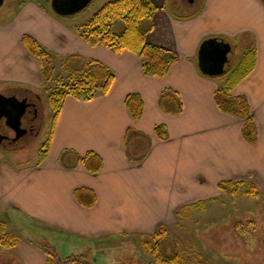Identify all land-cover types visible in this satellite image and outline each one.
Instances as JSON below:
<instances>
[{
  "label": "crops",
  "instance_id": "crops-1",
  "mask_svg": "<svg viewBox=\"0 0 264 264\" xmlns=\"http://www.w3.org/2000/svg\"><path fill=\"white\" fill-rule=\"evenodd\" d=\"M15 1L0 13L10 14L0 21V92L18 96L45 89L40 62L22 43L24 34L60 56L75 53L102 62L114 81L107 93L90 100L66 95L43 161L18 157L28 151L23 146L0 148V222L16 237L11 248L0 250V259L47 264L40 239L63 252H81L102 237L168 229L183 218L180 212L188 217L202 209L200 202L219 197L222 180L253 185L264 196V0H204L182 15L157 4L147 41L178 56L163 77L146 74L141 57L129 49L116 53L88 43L75 30L81 25L40 1ZM211 37L223 38L237 52V65L223 81L199 66L200 46ZM249 48L255 65L230 94L248 100L257 127L253 144L242 135L245 120L223 111L215 99ZM165 90L179 96L181 112L162 109ZM130 93L143 99L139 118L126 106ZM160 124L165 138L155 130ZM4 150L10 161H3ZM88 151L102 159L96 173L79 159Z\"/></svg>",
  "mask_w": 264,
  "mask_h": 264
},
{
  "label": "trees",
  "instance_id": "trees-1",
  "mask_svg": "<svg viewBox=\"0 0 264 264\" xmlns=\"http://www.w3.org/2000/svg\"><path fill=\"white\" fill-rule=\"evenodd\" d=\"M157 9L158 6L153 0H109L85 24L77 26L75 30L90 44L104 45L116 53H120L123 49L137 53L141 57L143 71L146 74L163 77L168 73L178 56L170 49L147 41L148 33L155 26L154 14ZM247 36L246 33L242 34V42ZM22 43L28 52L40 62L45 89L55 83L49 93L52 108L50 131L47 139L41 144L38 154V162H41L47 155L56 120L66 95L70 94L77 99L90 100L99 93H107L114 81V72L102 62L93 58H86L80 54L60 56L30 34L22 36ZM255 56L254 49L249 48L242 57L240 65L229 74L226 82L220 84L215 92L216 102L223 111L245 120L242 135L247 142L252 144L257 140V127L251 117L250 105L244 95L232 96L230 88L252 70L255 65ZM56 62L64 67L67 75H69L67 78L61 74L53 76L56 72ZM28 93L34 94L30 90ZM35 95L40 97V94L35 93ZM125 103L134 118L141 116L143 99L138 93L128 94ZM159 104L164 111L169 113L182 111L181 99L171 90H165L160 94ZM38 130L41 131V126ZM155 130L160 137L165 138L167 136L165 125H157ZM79 159L89 172L96 173L102 167V159L94 151H88ZM236 184H243V182L222 180L218 186L224 192L235 194L236 187L234 185ZM246 192L250 195H260V192L253 185H249ZM93 201L94 199L89 203L92 204ZM204 204L205 202H200L202 208ZM184 215H186L185 212H180V216ZM167 235L168 229L165 225H161L156 232L148 234L149 238L142 240L144 251L153 254L156 261L161 264H207L204 259L194 260L189 256L182 255L181 252H173L163 256L161 248L167 239ZM15 238L13 234H6L4 223L0 222V246L5 249L11 248ZM37 244L45 249L48 256L47 263L52 256L55 264H76L78 261L79 263L85 261L83 260L84 257L87 258L83 252H63L44 239L38 240ZM2 263L0 261V264ZM85 264L96 263L87 260Z\"/></svg>",
  "mask_w": 264,
  "mask_h": 264
},
{
  "label": "rangeland",
  "instance_id": "rangeland-1",
  "mask_svg": "<svg viewBox=\"0 0 264 264\" xmlns=\"http://www.w3.org/2000/svg\"><path fill=\"white\" fill-rule=\"evenodd\" d=\"M37 1L52 9L51 0ZM107 1L109 0H92L83 10L63 17L72 20L77 25H83ZM153 1L160 6L161 10L173 9L179 15L191 13L194 8L201 7L204 2V0ZM12 3L17 4V1L5 0L4 4L0 6V13L5 12L8 5ZM9 16L10 14L0 15V21ZM236 53L234 49L229 52L225 72L213 75L214 77L223 81L226 72L236 67L237 63L234 62ZM243 53V49L238 50V56L241 57ZM55 66L54 77L57 74L66 78L69 76L60 63L56 62ZM54 86L55 83H52L48 89L41 90L40 110L43 117L39 119L40 124L38 123L41 126V131L38 135L34 134L30 137L24 146L21 145L28 151L18 153V157L37 159L40 146L47 139L50 131L52 108L49 93ZM13 134L12 131H9V135L13 136ZM131 136L132 133L130 138ZM0 148L3 149L2 146ZM2 153L3 161H10L11 153L5 150ZM130 155H132L131 152ZM234 187H236L235 194L222 191L220 196L213 201H206L202 209L189 214L188 217L184 215L177 224L168 228L166 243L164 242L161 248L162 255L181 252L182 255L189 256L194 260L204 259L207 264H264V196L248 194L244 184H236ZM8 231L14 232L10 226ZM60 236L61 234L59 239ZM144 238L149 237L145 234L102 237L93 242V248L90 250H87L89 245L84 244V249L81 252L85 253L88 259L84 257L85 261L81 263L78 261L76 264H85L87 260L96 264H161L156 261L153 254L144 251L142 246ZM67 247L68 245L66 251H69L71 247ZM2 249L3 247L0 246V250ZM0 261L8 264L4 257ZM47 264H55L53 256L50 257Z\"/></svg>",
  "mask_w": 264,
  "mask_h": 264
},
{
  "label": "water",
  "instance_id": "water-1",
  "mask_svg": "<svg viewBox=\"0 0 264 264\" xmlns=\"http://www.w3.org/2000/svg\"><path fill=\"white\" fill-rule=\"evenodd\" d=\"M5 0H0V6ZM92 0H51L53 11L60 16L73 15L86 8ZM232 45L217 37H211L202 43L199 50V66L202 72L216 75L225 72V64L229 60ZM29 103L27 99H19L16 95L0 92V122L6 118V123L19 137L26 132L21 128V118L26 112ZM0 132V143L7 138Z\"/></svg>",
  "mask_w": 264,
  "mask_h": 264
},
{
  "label": "flooded vegetation",
  "instance_id": "flooded-vegetation-1",
  "mask_svg": "<svg viewBox=\"0 0 264 264\" xmlns=\"http://www.w3.org/2000/svg\"><path fill=\"white\" fill-rule=\"evenodd\" d=\"M19 99H27L29 103L26 112L21 118V128L25 129L26 132L21 136L17 137L16 132L6 123V118H2L0 122V132L8 137L5 138L0 146L6 149H16L25 145L34 134L38 135L40 127L39 119L43 117L40 110L41 98L35 94H25L18 95ZM39 123V124H38ZM9 131H12L14 134L9 135ZM8 144V145H7Z\"/></svg>",
  "mask_w": 264,
  "mask_h": 264
}]
</instances>
